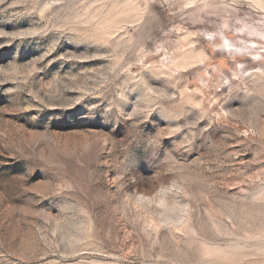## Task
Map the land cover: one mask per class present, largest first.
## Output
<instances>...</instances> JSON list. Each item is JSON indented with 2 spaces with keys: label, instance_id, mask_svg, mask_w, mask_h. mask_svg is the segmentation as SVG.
I'll return each mask as SVG.
<instances>
[{
  "label": "rangeland",
  "instance_id": "1",
  "mask_svg": "<svg viewBox=\"0 0 264 264\" xmlns=\"http://www.w3.org/2000/svg\"><path fill=\"white\" fill-rule=\"evenodd\" d=\"M0 264H264V0H0Z\"/></svg>",
  "mask_w": 264,
  "mask_h": 264
}]
</instances>
